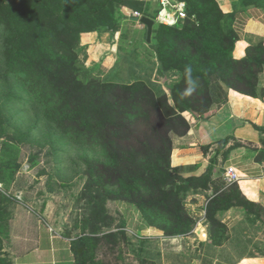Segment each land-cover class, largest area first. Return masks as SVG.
Here are the masks:
<instances>
[{
  "label": "trees",
  "instance_id": "1",
  "mask_svg": "<svg viewBox=\"0 0 264 264\" xmlns=\"http://www.w3.org/2000/svg\"><path fill=\"white\" fill-rule=\"evenodd\" d=\"M176 1L186 4L187 18L153 32L161 71L179 75L170 96H159L144 81H94L78 67L82 35L110 32L116 37L122 4L149 17L141 1L0 0L1 72L11 87L15 84L23 92L12 89L8 98H0V127L9 123V102L27 103L42 113L58 144L86 153L87 181L80 201L89 204L91 217L85 221L86 236L78 245L70 244L73 264H90L85 254L91 245L104 243L114 252L111 246L119 244L116 235L93 237L109 219L110 200L135 206L149 226L178 237L190 234L196 225L187 211L188 198L213 190L205 218L217 246L228 239L227 226L217 218L220 212L242 207L250 214L258 207L237 184L219 187L213 179L217 156L232 137L218 143L201 176H183L172 159L176 142L190 131L185 113L210 118L214 106L225 105L231 92L264 100L259 85L264 79V42L249 44L244 56L236 57L240 38L234 27L238 12L264 10V0H235L229 11L218 0ZM254 127L264 133V128ZM19 136L25 138L21 141L29 138L19 130L3 129V148H11ZM210 148L202 150L206 154ZM94 257L90 260L96 264Z\"/></svg>",
  "mask_w": 264,
  "mask_h": 264
},
{
  "label": "rangeland",
  "instance_id": "2",
  "mask_svg": "<svg viewBox=\"0 0 264 264\" xmlns=\"http://www.w3.org/2000/svg\"><path fill=\"white\" fill-rule=\"evenodd\" d=\"M139 1L143 3L144 12L156 20L159 1ZM180 3L187 9L186 4ZM134 13L127 4L119 7L121 30L114 38L110 32L83 34L77 48L78 67L87 73L90 80L125 85L144 81L157 95L170 96V89L178 82L179 75L161 71L154 50L156 33L148 43L147 28L130 19L135 17ZM160 25L157 22L155 30ZM260 42L262 40L247 42L242 47ZM2 67L0 60V98H8L12 89L22 95L21 89H17L15 84L11 87L3 77ZM3 83L6 85L2 86ZM261 83L264 79L259 81V85ZM231 94L243 97L234 92ZM29 106L27 103L20 106L9 102L6 106L9 123L4 128L0 127V264H69L62 255L68 254L63 251L62 241L78 245L86 236L83 232L85 221L91 217L89 204L80 201L87 181L84 174L86 153L58 144V138L45 124L42 113ZM3 129L8 133L19 130L29 138L21 141L25 138L19 136L11 148L4 149ZM14 167L19 168L14 171ZM192 171L194 167L179 168L183 176ZM215 174L219 177V187L228 186L222 168H218ZM107 210L109 219L100 224L99 233L93 237L116 235L119 244L110 245L114 252L109 251L104 243L95 247L91 245L85 254L87 261L93 264L90 258L95 256L96 264L147 263L137 258L132 241L134 237L125 230V214L120 202L110 200ZM47 240L54 246H43Z\"/></svg>",
  "mask_w": 264,
  "mask_h": 264
},
{
  "label": "crops",
  "instance_id": "3",
  "mask_svg": "<svg viewBox=\"0 0 264 264\" xmlns=\"http://www.w3.org/2000/svg\"><path fill=\"white\" fill-rule=\"evenodd\" d=\"M218 1L228 11L235 2ZM234 27L240 38L235 56L243 57L248 46L242 47L244 43L264 42V10L251 8L238 12ZM260 86L264 88V83ZM214 109L215 114L206 119H197L188 113L190 131L176 142L173 167H194L185 177L203 175L219 149L218 143L232 137L217 156L218 168L223 172L229 167L235 168L241 176L236 183L241 193L258 207L250 214L242 207L220 212L217 218L227 226L228 239L217 246L210 238V224L205 218L213 190L188 198L187 211L196 225L186 236H166L163 231L149 226L135 206L120 202L125 214V230L134 237L137 258L155 264H264V133L254 127L264 128V100L229 94L228 102ZM203 146H211L206 154ZM213 179L218 184L217 174ZM259 207L263 210L259 211ZM50 244L54 246L47 240L43 246L52 247ZM62 244L63 251L68 253L64 258L73 264L70 243L63 240ZM54 251L57 250L54 248Z\"/></svg>",
  "mask_w": 264,
  "mask_h": 264
},
{
  "label": "built area",
  "instance_id": "4",
  "mask_svg": "<svg viewBox=\"0 0 264 264\" xmlns=\"http://www.w3.org/2000/svg\"><path fill=\"white\" fill-rule=\"evenodd\" d=\"M160 5L159 13L156 17V22H160L166 26H174L179 21L187 18L186 8L176 0H158ZM135 17L141 18L142 15L139 12H135ZM225 182L228 185H233L241 180L239 172L233 168L229 167L225 170Z\"/></svg>",
  "mask_w": 264,
  "mask_h": 264
},
{
  "label": "water",
  "instance_id": "5",
  "mask_svg": "<svg viewBox=\"0 0 264 264\" xmlns=\"http://www.w3.org/2000/svg\"><path fill=\"white\" fill-rule=\"evenodd\" d=\"M127 19H129V18H127ZM130 19L133 22L140 23L141 25H143V26H145L147 28V42L151 43L153 32H154V28L157 25V22L153 18L148 17V16H142L141 18L133 17V18H130ZM82 251L83 250L81 249L80 253Z\"/></svg>",
  "mask_w": 264,
  "mask_h": 264
}]
</instances>
